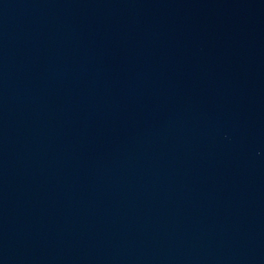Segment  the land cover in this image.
<instances>
[{"label": "water", "instance_id": "obj_1", "mask_svg": "<svg viewBox=\"0 0 264 264\" xmlns=\"http://www.w3.org/2000/svg\"><path fill=\"white\" fill-rule=\"evenodd\" d=\"M0 264H264V2L0 0Z\"/></svg>", "mask_w": 264, "mask_h": 264}]
</instances>
